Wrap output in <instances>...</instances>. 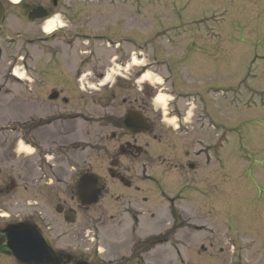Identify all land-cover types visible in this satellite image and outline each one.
<instances>
[{"label":"rangeland","instance_id":"1","mask_svg":"<svg viewBox=\"0 0 264 264\" xmlns=\"http://www.w3.org/2000/svg\"><path fill=\"white\" fill-rule=\"evenodd\" d=\"M0 1L8 9L0 20V227L32 219L73 253L158 237L170 238L154 248L167 259L176 245L196 250L213 242L215 263L264 264V0L141 1L150 9L135 17L136 28L120 30L107 6L72 20L59 11L67 25L44 34L17 0ZM106 31L130 34L139 45L109 47L97 41ZM105 73L109 82L90 84ZM129 109L154 125L139 137L150 143L146 154L135 158L114 150L130 139ZM54 139L67 146L66 159L45 154L57 150ZM113 155L116 172L139 190L111 177ZM87 171L107 186L88 209L74 194ZM143 172L156 174L159 185ZM61 204L77 213L75 223L58 212ZM193 251L184 263H205Z\"/></svg>","mask_w":264,"mask_h":264},{"label":"flooded vegetation","instance_id":"2","mask_svg":"<svg viewBox=\"0 0 264 264\" xmlns=\"http://www.w3.org/2000/svg\"><path fill=\"white\" fill-rule=\"evenodd\" d=\"M141 1H154V0H47L46 2H42V0H17L16 2L12 1V3L16 5V8L18 7L17 9H19L20 11H22L23 14L26 15L28 20L34 23H37L39 28L41 29L40 31H42V33L44 34V31L42 30L41 25L45 24L46 21H49L50 19H52V17H56L57 12L63 11L64 15L68 16L69 19L72 20L80 16L83 18L82 15H84V12L87 10H95V12H97L99 10L95 8L100 7V6H107L108 10L117 11L115 12L116 14H114L116 16V23L115 21L113 23L114 27L117 30H120L119 27L125 26L127 23H130V25L133 26V28H136L135 22H134L135 17L143 15L145 11H148L150 9L148 7H142L141 4L139 3ZM205 1H209V0H205ZM219 1H222V0H219ZM210 2L212 3V2H218V1L210 0ZM38 8H42V10L38 11L37 10ZM223 8H224L223 12L225 13L230 11L228 6H224ZM0 9H1L0 20H2L3 17L6 15V12L8 11V9L4 7V3L1 1H0ZM216 10H220V9L219 8L216 9L215 7L211 9L212 13L215 12ZM86 18L90 19L94 17L93 15H88ZM43 34H38L39 36L38 39H41V41L46 38V35H43ZM83 36H85L86 38H89V37L92 38L95 35L83 33ZM97 38L99 39L97 41H100V43L107 44L111 47L112 46L114 47L117 44L118 45H122V44L129 45L133 40H136V38L130 34L128 35L125 34V35H121L118 37H114L107 31L99 34ZM76 74H77V78L79 79L81 77L80 72ZM100 79H101L100 77H98V79L91 78L90 84L94 86L95 84L98 83ZM95 80H98L97 83ZM53 91L54 90H52V92ZM140 112H143V111H140ZM148 122L152 124L149 119H148ZM152 126L154 127L153 124ZM126 132L128 133V136L130 139L126 140L124 143H119L118 147L114 148L115 151L117 150L116 153L119 156L122 155V156L130 157V158L131 157L135 158V157L141 156L142 154H146L147 152L146 147H148L150 143L146 142L145 143L147 145L146 146L138 142L139 137L145 134L139 133L137 135L132 136L128 131ZM56 133H58V130L54 129L52 134L55 135ZM146 135H149V134H146ZM63 136L66 137L65 133ZM63 136H61L62 137L61 140L65 139L63 138ZM113 137H116L115 134H113ZM50 144L58 146L57 148H55L57 150L49 149L50 151H45L46 152L45 154H47L48 152H51L50 155H56L58 159L67 158L66 157L67 156L66 154L67 146L64 144L63 141L59 142L57 139H54L50 141ZM58 152L60 153L57 154ZM118 160H120L119 157H118ZM118 160H117V157L113 155L112 165H114L115 167L110 166L108 168V171L111 177L115 180L120 181L126 187L134 186L137 188V190H139L140 187L135 185L134 183L135 181L133 180L132 177L125 176L124 173L123 174L121 173V171L116 172L117 168H119V166H116V164L120 165ZM162 172H164V170ZM142 174L146 176L148 180H151L155 184L159 185V180L156 177L157 176L156 174L153 173L154 175L153 174L147 175L144 172ZM99 179L101 181V184H103L105 187V190H104L105 191L104 196H105L107 193L106 183L101 179V177H99ZM159 190H162V188L160 187ZM162 192L164 193V191ZM171 203H173L172 200H171ZM57 208H59V210L58 209L57 210L59 212L61 211V214H63V216H65L67 212L73 211L71 207L65 208L62 204L59 205ZM0 217H4V214H0ZM20 220L31 221V222L36 223L40 227H43L38 222L32 219H27V218H20V219H15L13 221H7L4 227H0V264H20L14 254L13 249L9 245V233L6 231L7 226L9 224L16 223ZM169 239L170 238H163L161 239L162 240L161 243H165V241H168ZM52 240L56 244L55 239L52 238ZM147 240L148 239L145 238V241L138 242L137 244L135 242V245L130 248L129 247L128 248H110V249L98 248L94 250L86 249L82 253H73L72 251H68L62 247H59L57 244L56 245L58 246L59 251L62 253L61 264H186L184 263V259H183L185 251H189L188 254L191 255L192 251L195 249V248L194 249L186 248L185 250H182L176 245V247L172 248L174 252L173 254L174 258L167 259L163 253L157 252L158 250L154 249L155 247H152V243L150 242V240L148 241ZM140 243H143L142 244L143 247H138ZM210 245L212 246L213 242H210L208 247L205 246L204 243H202L198 247V249L194 251H197V255L201 257L202 259H204L205 263L203 264H218V263H215L216 258L212 257V255L209 253V251L214 249L212 247L209 248ZM123 249L128 250V251L126 253H121ZM219 252H225V249L220 247ZM187 264H195V263H187ZM238 264H244V262L240 261V263Z\"/></svg>","mask_w":264,"mask_h":264},{"label":"water","instance_id":"3","mask_svg":"<svg viewBox=\"0 0 264 264\" xmlns=\"http://www.w3.org/2000/svg\"><path fill=\"white\" fill-rule=\"evenodd\" d=\"M37 10L41 11L42 8ZM124 123L133 135L150 129L145 126L144 117L133 110L126 114ZM103 193L104 187L98 178L90 173L84 174L75 184L77 201L86 207L96 205ZM65 218L67 222H75L76 215L67 212ZM6 231L9 233V245L20 264H61L62 254L46 232L33 222L19 221L8 225Z\"/></svg>","mask_w":264,"mask_h":264},{"label":"clouds","instance_id":"4","mask_svg":"<svg viewBox=\"0 0 264 264\" xmlns=\"http://www.w3.org/2000/svg\"><path fill=\"white\" fill-rule=\"evenodd\" d=\"M53 23H56V24L61 25V26H66L68 22L66 20H64L60 16V14H57V16H56L54 21H52V20L46 21L45 24L41 25L42 30L44 32H49L50 31V26ZM195 107H196V105L194 103H192L190 108L188 109V112H187V116L188 117H191L194 114L193 110L195 109ZM173 122H174V119L169 121V123H173Z\"/></svg>","mask_w":264,"mask_h":264},{"label":"bare ground","instance_id":"5","mask_svg":"<svg viewBox=\"0 0 264 264\" xmlns=\"http://www.w3.org/2000/svg\"><path fill=\"white\" fill-rule=\"evenodd\" d=\"M50 20H52V21H54L55 19H50ZM49 20V21H50ZM56 27H57V24L56 23H53L51 26H50V31L48 32V33H50V32H53V31H55L56 30ZM164 100H160L159 98H157V100H156V103L160 106H162L163 104H164Z\"/></svg>","mask_w":264,"mask_h":264}]
</instances>
